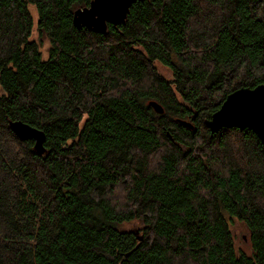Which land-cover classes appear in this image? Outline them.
Returning <instances> with one entry per match:
<instances>
[{
    "label": "trees",
    "instance_id": "1",
    "mask_svg": "<svg viewBox=\"0 0 264 264\" xmlns=\"http://www.w3.org/2000/svg\"><path fill=\"white\" fill-rule=\"evenodd\" d=\"M92 1L0 0V264H264V145L205 125L264 83V0H139L104 34Z\"/></svg>",
    "mask_w": 264,
    "mask_h": 264
},
{
    "label": "water",
    "instance_id": "2",
    "mask_svg": "<svg viewBox=\"0 0 264 264\" xmlns=\"http://www.w3.org/2000/svg\"><path fill=\"white\" fill-rule=\"evenodd\" d=\"M139 0H93L88 7L77 9L73 23L78 30L87 29L94 33L104 34L109 25L121 26L126 23L131 7ZM150 107L158 114L164 113L163 106L151 101ZM181 124L194 129L186 121ZM212 133L222 129L251 130L264 145V83L255 88H241L232 92L220 109L205 121ZM17 138L23 141L33 140L34 150L39 155L46 153V135L21 121L9 124ZM135 234H139L135 232ZM142 239V238H139Z\"/></svg>",
    "mask_w": 264,
    "mask_h": 264
},
{
    "label": "rangeland",
    "instance_id": "3",
    "mask_svg": "<svg viewBox=\"0 0 264 264\" xmlns=\"http://www.w3.org/2000/svg\"><path fill=\"white\" fill-rule=\"evenodd\" d=\"M29 10L34 18V29L32 31L31 40L37 43L38 48L42 54V59L47 60L49 57L50 42L48 38L42 35L37 28L38 10H37L36 5L30 4ZM159 70L167 78H172V72L168 70L167 68H165L164 66L159 65ZM3 94H4L3 90L1 89V86H0V96H2ZM131 228L134 231L139 230L141 232L142 230V227L139 225H134ZM249 233L250 232L247 226L244 225L243 223L239 221H235L232 224V234L235 238V245L238 251L240 252L242 251L248 254L251 252V244L249 243V240H248Z\"/></svg>",
    "mask_w": 264,
    "mask_h": 264
},
{
    "label": "bare ground",
    "instance_id": "4",
    "mask_svg": "<svg viewBox=\"0 0 264 264\" xmlns=\"http://www.w3.org/2000/svg\"><path fill=\"white\" fill-rule=\"evenodd\" d=\"M227 99V98H226ZM139 240H142V239H139Z\"/></svg>",
    "mask_w": 264,
    "mask_h": 264
}]
</instances>
